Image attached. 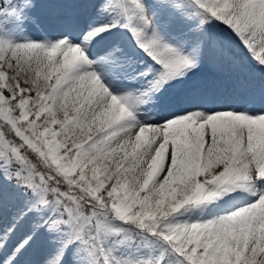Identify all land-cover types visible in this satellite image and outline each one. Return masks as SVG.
<instances>
[{
    "label": "rangeland",
    "instance_id": "1",
    "mask_svg": "<svg viewBox=\"0 0 264 264\" xmlns=\"http://www.w3.org/2000/svg\"><path fill=\"white\" fill-rule=\"evenodd\" d=\"M142 4L12 0L11 9L0 18V41L9 46V59L15 62L13 84L31 83L41 94L65 77L56 97L58 115L70 122L67 134L87 143L96 136L84 143L78 165L111 178L124 192L128 187L129 210L138 206L155 215L195 202L199 208L185 214V227L178 230L208 246L207 258L202 250L200 262L264 264V0ZM203 5L223 11L236 23L248 20L243 21L248 29L245 45L217 32L215 23L210 26L202 15ZM253 14L255 23L247 19ZM149 24L154 26L150 37L145 35ZM208 42L210 52L200 62ZM231 44L232 51L225 52ZM139 47H145L148 59L137 60ZM154 57L162 66L153 62ZM181 71L187 81L173 91L171 82ZM201 73L204 80L198 79ZM160 88L167 90L161 94ZM171 107L177 116L171 117ZM0 115L4 116L1 108ZM243 130L247 134L242 135L239 152L249 157L259 144L250 169L254 177H262V194L248 206L242 205V198L231 202L241 184L221 186L217 195L204 183L230 159ZM107 136L113 138L108 139L110 148L97 149L96 142ZM6 145L0 134V146ZM2 162L0 264H64L66 248L73 242L70 264H180L162 242L154 240L152 247L148 236L136 239L117 221L107 223L102 251L86 217L67 220L58 199L44 205L46 190L28 193L14 178L19 173L11 169V156ZM207 207L222 211H213L202 223L198 216L189 219ZM217 214L219 219L213 220Z\"/></svg>",
    "mask_w": 264,
    "mask_h": 264
},
{
    "label": "trees",
    "instance_id": "2",
    "mask_svg": "<svg viewBox=\"0 0 264 264\" xmlns=\"http://www.w3.org/2000/svg\"><path fill=\"white\" fill-rule=\"evenodd\" d=\"M4 6L5 0H0V13ZM12 78L13 75L6 71L0 59V108L4 111V116L0 115V134H3L7 141L5 147L0 146V158L5 153H11L20 167L29 161L31 166H27L33 168L37 176L49 186L50 194L56 193L64 197L62 208L65 214L78 216L83 213L91 217L94 224L97 220L103 225L107 219L121 220L135 233L151 235L149 215H143L139 209H133L127 219L117 215L121 200L116 193L121 189L115 188L111 178L86 171L78 165L82 164L80 161L72 163L77 152L75 147H73L74 151L57 148L58 163H55V156H52L46 148L43 147L42 152L36 149L35 145L42 141L39 138L41 132L43 131L41 138H44L48 133H53L51 130L53 127H57L54 122L58 121V118L52 107L54 101L49 93L40 94L31 83L14 85ZM37 100L40 102L37 103ZM54 135V139L63 137L60 134ZM18 141L21 142L17 145L22 144V147L15 149L13 142ZM49 150L52 152L51 146ZM219 171L218 169L212 174L213 178ZM68 174L71 175V181L70 188L66 190L64 179ZM204 183L211 189L214 187L212 182ZM163 239L170 246H174L176 253L183 260L188 261L189 257H193L194 252L191 253L195 246L193 240L184 237L178 240L173 237L167 239L163 237Z\"/></svg>",
    "mask_w": 264,
    "mask_h": 264
}]
</instances>
